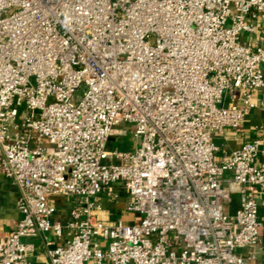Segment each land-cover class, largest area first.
I'll return each mask as SVG.
<instances>
[{
    "label": "built area",
    "instance_id": "2783aa9c",
    "mask_svg": "<svg viewBox=\"0 0 264 264\" xmlns=\"http://www.w3.org/2000/svg\"><path fill=\"white\" fill-rule=\"evenodd\" d=\"M261 19L264 0H0V176L21 212L0 264H31L38 235L51 264L256 259L264 132L220 159L214 139L264 108ZM123 124L139 144L109 148ZM117 183L135 224L93 199Z\"/></svg>",
    "mask_w": 264,
    "mask_h": 264
},
{
    "label": "crops",
    "instance_id": "0c3cea01",
    "mask_svg": "<svg viewBox=\"0 0 264 264\" xmlns=\"http://www.w3.org/2000/svg\"><path fill=\"white\" fill-rule=\"evenodd\" d=\"M264 22L259 20L257 32H260ZM246 40L253 39L252 35L244 34ZM227 94L224 104L231 102ZM260 99L264 101V88L258 93ZM128 131L125 137L130 134L128 128L121 127ZM264 132V108L258 107L249 113L244 124L239 130L227 129L224 134L216 135L220 147V151L217 153V158L220 159L224 150L236 149L242 146L245 142H248ZM118 137V136H115ZM115 137H112L111 140ZM111 140L109 142V148L111 147ZM114 147H118L115 145ZM130 150V149H129ZM262 158L257 159V164L261 163ZM19 195L18 187L8 178L0 176V236L11 231L15 223L20 219L21 212L18 209L17 199ZM128 195L123 184H114L112 186V193L104 192L96 195L93 199L100 203L104 208L103 216L110 221L122 219L127 224H135L139 220V216L135 213L128 212L126 210V201ZM256 198L259 204V213L261 217H264V193H256ZM56 203L58 212L56 219L66 220L69 216V208L71 198L69 197H56L53 199ZM239 195L235 193L232 199L225 204V211L229 215H233L239 207ZM262 241L258 250L256 259L248 260V264H264V224L261 230ZM56 244L62 243L63 239L57 238L52 235ZM27 241L33 245L32 250L29 252V260L31 264H51L50 256L48 255V247L45 245L40 235L28 238ZM240 255L248 257L250 249H238ZM88 264H98L91 260ZM102 264H111L109 260H104Z\"/></svg>",
    "mask_w": 264,
    "mask_h": 264
},
{
    "label": "rangeland",
    "instance_id": "374dc122",
    "mask_svg": "<svg viewBox=\"0 0 264 264\" xmlns=\"http://www.w3.org/2000/svg\"><path fill=\"white\" fill-rule=\"evenodd\" d=\"M122 126L128 128V130H131V126L129 124H123ZM214 141L217 145H219L217 139H214ZM135 144L137 146L139 143L135 140V138H133L132 135H128L125 137L118 136L111 140V147L117 145L122 150L133 149L135 147Z\"/></svg>",
    "mask_w": 264,
    "mask_h": 264
}]
</instances>
